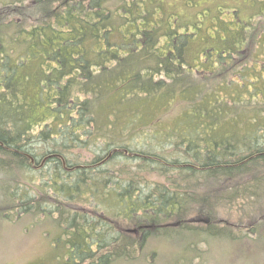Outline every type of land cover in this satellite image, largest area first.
I'll return each instance as SVG.
<instances>
[{"label":"trees","instance_id":"16d2710c","mask_svg":"<svg viewBox=\"0 0 264 264\" xmlns=\"http://www.w3.org/2000/svg\"><path fill=\"white\" fill-rule=\"evenodd\" d=\"M234 1L0 3V216L52 217L60 264L183 230L262 247L264 0Z\"/></svg>","mask_w":264,"mask_h":264},{"label":"rangeland","instance_id":"374dc122","mask_svg":"<svg viewBox=\"0 0 264 264\" xmlns=\"http://www.w3.org/2000/svg\"><path fill=\"white\" fill-rule=\"evenodd\" d=\"M33 0H0V3L15 2L14 5L30 4ZM174 3L179 8L183 6V0H166ZM218 4L237 5L234 0H217ZM240 7L243 15H249L254 11V3L247 0L241 1ZM167 115V114H166ZM162 117L160 126L166 127L172 124L174 117L171 114ZM168 149V144L163 145ZM160 148V147H159ZM160 150H162L160 148ZM172 149H169L171 151ZM96 150L80 151L81 161L91 159ZM120 156L113 160L116 167L124 160V169H135L139 160L126 159ZM126 166V167H125ZM150 178L161 180L160 176ZM58 227L52 217L43 214H23L16 216L11 213L10 218L0 216V264H60L64 254L61 246L62 240L58 238ZM134 236L142 235L143 232L133 227H124ZM58 239L56 242L53 239ZM257 238L260 239L258 236ZM256 240L258 243L260 240ZM235 238H218L208 244L199 235L188 230L175 234L172 239H164L161 236L149 237L143 250H137L131 259H121L112 264H242V260H248L255 264L258 257H263L264 243L258 247L245 249ZM252 256L253 258H250ZM260 264V263H258Z\"/></svg>","mask_w":264,"mask_h":264}]
</instances>
